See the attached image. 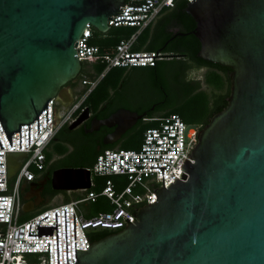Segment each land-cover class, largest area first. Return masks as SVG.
I'll return each mask as SVG.
<instances>
[{
	"label": "water",
	"instance_id": "95a60500",
	"mask_svg": "<svg viewBox=\"0 0 264 264\" xmlns=\"http://www.w3.org/2000/svg\"><path fill=\"white\" fill-rule=\"evenodd\" d=\"M125 4L0 0V120L11 145L20 131L21 148L22 124H29L30 144V123L38 119L39 133L50 100H72L67 84L83 68L76 41L87 24L107 32L109 17ZM185 14L197 22L191 31L201 43L197 57L232 69L228 104L200 130L183 178L155 190L157 202L141 206L134 223L78 249L76 264H264V0H192ZM142 117L122 107L94 118L86 132L115 127L104 137L112 144ZM23 155L11 153L10 178L19 169L14 159ZM60 170L83 171L88 184L56 187ZM90 176L85 166L61 167L52 186L77 191L90 187ZM29 204L23 211L33 210Z\"/></svg>",
	"mask_w": 264,
	"mask_h": 264
},
{
	"label": "built area",
	"instance_id": "2783aa9c",
	"mask_svg": "<svg viewBox=\"0 0 264 264\" xmlns=\"http://www.w3.org/2000/svg\"><path fill=\"white\" fill-rule=\"evenodd\" d=\"M176 1L127 0L121 7L124 11L117 12L126 14L116 13L109 17L108 23L111 27L135 26L138 27L137 32L121 40L113 53L104 54L98 45L91 42L93 26L87 24L82 36L76 41L77 56L88 64L105 61L108 68L154 65L158 60L168 57L160 55L169 53L134 50L133 45L139 33L153 24L163 10L173 8ZM98 81L84 78L82 86H88L87 92L64 114L57 112V99L50 100L48 122L47 108L39 115V133L38 119L30 123V144L29 124H22L21 148L20 131L12 134L11 145L0 120V142L3 146H0V154H3L0 155V163H3L0 164V172H3L0 173V181H4L0 182V208H5L0 209V216H3L0 217V264H76L78 249H90V243L93 242L90 238L91 230L124 228L130 222L134 223L137 220L134 214L141 206L157 202L155 190L168 188L171 183L182 179L185 174L184 162H193L191 154L198 143L201 125H190L177 114L145 118L162 119V122L146 130L138 149H105L94 166L88 167L91 172L90 187L77 190L84 192L83 196L53 205L26 221H20L23 210L21 182L32 181L37 177L32 167L45 169V150L50 141L65 122L74 119L73 111ZM11 153H24L15 160L19 167L14 176L15 181L9 177ZM93 174L106 177L100 192L91 190L95 185ZM100 196L109 199L113 208L93 217L86 216L82 204L94 202Z\"/></svg>",
	"mask_w": 264,
	"mask_h": 264
},
{
	"label": "trees",
	"instance_id": "16d2710c",
	"mask_svg": "<svg viewBox=\"0 0 264 264\" xmlns=\"http://www.w3.org/2000/svg\"><path fill=\"white\" fill-rule=\"evenodd\" d=\"M188 3L187 0H177L173 8L163 10L153 24L139 33L133 45L134 50H160L162 48L160 51L178 56H168L158 60L154 65L130 68L121 66L108 68V63L101 60L90 64L83 63L82 73L79 76L80 84L82 85L84 78L99 79V81L82 100L73 114L74 117L89 109L94 113L93 119H103L122 107L137 111L143 117L112 144L104 143V137L112 132V129L103 126L98 131L88 133L84 126L76 131L72 130L70 122H65L45 150V169L38 170L32 167L36 176H39L38 178L51 181L52 184L53 174L60 166L93 167L98 156L105 149L140 148L146 130L159 126L162 122V119L146 120L145 118H163L177 114L186 123L201 125L203 128L215 112L226 107L231 94L232 69L208 63L197 57L201 43L195 33L191 32L195 31L197 22L192 16L185 14ZM137 30L138 27L135 26L121 25L111 27L103 33L93 27L91 42L98 45L102 53H113L121 40L130 38ZM179 32L188 34H177ZM199 68H205L201 79L185 77V72ZM129 77L140 79L142 89H139L138 92L131 90L132 88L128 87V82L132 84ZM87 90L88 86H83L81 95ZM69 149L71 152H68ZM115 178L117 179V177ZM15 179L16 177H13L12 181ZM35 180L36 178L32 181L21 182L22 195L24 193L22 191L23 183L33 184ZM94 180L95 185L91 190L100 192L106 183V177L96 175ZM62 191L49 186L50 201ZM62 194L65 198L64 202H69L80 198L85 193L80 191L68 193L66 191ZM91 204L96 205L94 210L90 208ZM48 207L51 205L47 203L29 212L22 210L20 221H26ZM82 208L85 210L86 216L93 217L100 212L109 211L113 207L109 199L100 196L94 202L83 203ZM118 229L120 228L93 229L90 231V238L92 241H97Z\"/></svg>",
	"mask_w": 264,
	"mask_h": 264
},
{
	"label": "flooded vegetation",
	"instance_id": "af4514ba",
	"mask_svg": "<svg viewBox=\"0 0 264 264\" xmlns=\"http://www.w3.org/2000/svg\"><path fill=\"white\" fill-rule=\"evenodd\" d=\"M200 72L202 73V75L197 76V73H200ZM204 73H205V68H199L197 70L190 69L189 71L185 72L184 75L188 79L198 80V79H201L203 77ZM67 85H69V86H67L66 89L68 90V93L70 94V98L72 100L67 101V100H63V99H58L57 104H56V109H57L58 114H64V113L70 111L72 109V107L74 106V104L77 103L81 97L80 92L82 91L83 86L79 82V77H78L77 81L69 83ZM76 110L77 109H75L73 112H75ZM81 114H82V112L80 114H78L77 116H75L74 119L70 121V123L75 121L78 117H80ZM88 114H89L88 117L86 119H84L78 126L72 128V130L77 131L82 126H84V127L86 126L89 128L91 126L94 113H93V111L89 110ZM101 127H103V126H101ZM106 128H109V127H106ZM109 129H112L111 131H113L115 129V127H112ZM94 131H98V130H94ZM94 131L88 132V133H93ZM70 150H68V152ZM14 160H16V159H14ZM38 177L39 176L36 177V180L34 181L33 184L23 183V185H22V191L24 192L22 195V199H23L24 203L31 202V207H33V210H36V209L46 205L50 201L48 188H49V186H52L51 181L50 182L47 180L45 181V180H42V178H38ZM122 229L123 228H120L118 230H114L113 232H118Z\"/></svg>",
	"mask_w": 264,
	"mask_h": 264
},
{
	"label": "bare ground",
	"instance_id": "6f19581e",
	"mask_svg": "<svg viewBox=\"0 0 264 264\" xmlns=\"http://www.w3.org/2000/svg\"><path fill=\"white\" fill-rule=\"evenodd\" d=\"M85 183V177L82 174H73L69 172L57 171L54 175V184L61 188H79Z\"/></svg>",
	"mask_w": 264,
	"mask_h": 264
},
{
	"label": "rangeland",
	"instance_id": "374dc122",
	"mask_svg": "<svg viewBox=\"0 0 264 264\" xmlns=\"http://www.w3.org/2000/svg\"><path fill=\"white\" fill-rule=\"evenodd\" d=\"M201 75H202L201 72H200V73H197V76H201ZM129 79L132 80V84L128 82V87L132 88L131 90H134V91L138 92L139 89H140V90L142 89V84H141V82H140V79H138V78H136V77H133V78L129 77ZM88 115H89L88 112H85V113L81 116V118L79 119V122H81V121H83L84 119H86V118L88 117ZM97 124H98V122L95 123L96 126H97ZM122 124H124V122H123ZM74 125H75V124H74ZM62 167H64V166H62ZM76 167H79V166H76ZM58 168H61V166L58 167ZM62 172H69V173H73V174H82V175L85 177V183H84V185L88 184V181H87V179H86V175H85V173H84L83 171L71 172V171H67V170L65 171V170H64V171H62ZM93 176H95V175L93 174ZM84 185H83V186H84ZM56 187H59V186H56ZM63 192H66V190H63L62 192H60L59 195H58L57 197H58V198H61V197L63 196V194H62ZM28 207H31V204H29ZM95 207H96L95 204H91V205H90V208H91L92 210H94Z\"/></svg>",
	"mask_w": 264,
	"mask_h": 264
},
{
	"label": "crops",
	"instance_id": "0c3cea01",
	"mask_svg": "<svg viewBox=\"0 0 264 264\" xmlns=\"http://www.w3.org/2000/svg\"><path fill=\"white\" fill-rule=\"evenodd\" d=\"M128 68H130V67H128ZM70 150V149H69ZM71 151V150H70ZM69 151V152H70ZM68 193H71V192H68ZM64 196H62L61 198H58L57 196L54 198V199H52L51 201H49L48 202V204L49 205H56V204H59V203H62V202H64Z\"/></svg>",
	"mask_w": 264,
	"mask_h": 264
}]
</instances>
